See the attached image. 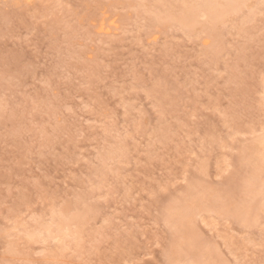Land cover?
<instances>
[{
    "label": "rangeland",
    "instance_id": "1",
    "mask_svg": "<svg viewBox=\"0 0 264 264\" xmlns=\"http://www.w3.org/2000/svg\"><path fill=\"white\" fill-rule=\"evenodd\" d=\"M0 264H264V0H0Z\"/></svg>",
    "mask_w": 264,
    "mask_h": 264
},
{
    "label": "bare ground",
    "instance_id": "2",
    "mask_svg": "<svg viewBox=\"0 0 264 264\" xmlns=\"http://www.w3.org/2000/svg\"><path fill=\"white\" fill-rule=\"evenodd\" d=\"M216 4H217V3H216ZM218 4H219V3H218ZM210 7H211V6H210ZM217 7H218V6H217ZM220 8H221V7H220ZM220 8H217L218 11H216V12H219V14H222V12L219 11ZM221 9H222V8H221ZM221 9H220V10H221ZM207 11H208V10H207ZM187 12H188V11H187ZM192 12H193V11H192ZM192 12H191V13H192ZM213 12H215V10H214ZM217 14H218V13H217ZM186 15H187V14H186ZM215 15H216V14H215ZM189 16H190V13H189ZM218 16H219V15H218ZM189 18H190V17H189ZM185 21H186V20H185ZM187 21H189V20H187ZM189 22H190V21H189ZM102 28H103V27H102ZM258 162H259V161H258ZM247 212H248V210H247Z\"/></svg>",
    "mask_w": 264,
    "mask_h": 264
}]
</instances>
